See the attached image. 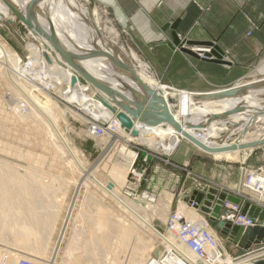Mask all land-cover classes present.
Segmentation results:
<instances>
[{
  "label": "rangeland",
  "instance_id": "rangeland-1",
  "mask_svg": "<svg viewBox=\"0 0 264 264\" xmlns=\"http://www.w3.org/2000/svg\"><path fill=\"white\" fill-rule=\"evenodd\" d=\"M87 1L88 3L91 2L90 0ZM93 6L94 7L90 9L92 20H96L100 17V23L103 26V28L100 29V34L109 39L107 42L108 45L115 49L126 61L129 63L132 62L138 71L143 70L151 75L155 81H162L163 79L158 76L152 65L141 56L133 41V34L118 23V20L111 13L108 6H102V11L99 10V8H95V5ZM81 8L84 10V14L88 12L85 6L81 5ZM7 20L8 19L5 17L3 20H0V42L6 45L11 52L16 54L15 56L19 59L18 63L13 64V68H16L15 66H23L29 61V51L25 47L26 44L29 41L35 44H38V42H36L34 37L32 38L28 34L26 28L19 24L17 19L11 20L10 23H8ZM250 24L252 29L247 32L248 36L252 34L253 30L258 29V25L254 22ZM107 29H111L112 31L107 32ZM184 39L185 38H182V40ZM138 63L141 64L139 65ZM38 66H36L37 72H39L38 68H40L41 65ZM1 67L2 65L0 64V161L8 162L12 167L18 168L17 173H21L20 175H24L26 172L24 169L25 166L31 167V173L39 175L42 181H47L51 177L61 180L60 178H62V175L64 176L63 178H65H62L64 186H61V188L63 187L65 190L57 188L56 194L48 192L47 201L42 197L40 198L41 200L37 199L36 201L37 203L40 201L38 203L40 205H44L46 202L51 205L56 202L53 208L59 204L61 206V213L55 224V229L51 234V241L48 244L47 253L45 254L47 260L43 256L47 262L42 264H60V262L65 259L64 252L68 241L72 239L71 237L73 236H76L75 240L81 244L78 245L81 250L77 249L72 256V258L78 256L79 264H128L129 259L133 256V248L136 240L133 238L128 241L125 240L123 230L119 231L118 229L116 232L111 233L108 243H105L106 245L104 242L94 244L91 235L90 237H88L89 235H85V233H91L88 229L89 222L95 217H100V215L97 214L94 204L96 199L102 202L107 208L111 209L113 213L119 215L120 218L125 219L127 223L132 226L134 225L133 227L140 233L142 238L151 243L153 248L157 251L155 253H161L160 256L164 259L165 255L162 250L163 245L158 238L151 236V234L142 227L138 228L139 226L133 223L124 211L117 207L111 199L94 185H78L81 183V173L65 166L62 158L59 160L58 157L55 159V157L51 156L54 147L50 140L51 137L47 136L43 122L32 119L26 120L25 117H23L22 120L16 118L15 115L18 113L22 116H28L30 108L24 103H18L20 100L19 95L13 90L8 77L2 72ZM237 75L238 74L235 73L232 74L230 79H238ZM261 78H264V54L258 56L254 62L246 67L245 72L241 74V78H239L240 80H238V82H254ZM38 80L40 79L36 80L34 75H26L25 79H20L19 76V81L24 83L26 89L29 92H33L37 99L44 100L48 97L57 102L62 110H65L66 122L60 120L58 122L59 127L64 132L71 146L76 149L78 156L84 161L86 167L93 168V170L96 168V175L102 180H106L110 177L109 171L112 175L114 174V177H119L123 174L124 184L121 190L122 194L132 201L142 200L147 207L145 210L146 213L152 218L154 226L162 233L174 231L176 225L173 221L175 218L191 221L195 220L196 217H207L202 214V212L199 213V209H196L194 206L190 207L189 197L192 193V188L191 186L187 187V184L190 185L194 181L195 183L204 182L206 186H214L221 191L232 192L228 194L234 195L235 191L239 190L245 193L241 189V185L245 180L247 171H264L263 162H259L254 166L248 164V160L253 156H264V149L261 147H253V150L252 148L239 150L237 158L225 159L223 157L216 158L218 155L207 154L185 140L180 141L174 149L167 153L147 147L133 140L128 141L127 148L134 152V156L129 159L126 155L127 153L122 151L120 146L126 138L125 136H122V140H112L111 134H108L110 132H107L106 135L101 138L98 136L89 137L88 133L90 131L88 129L92 124L100 123L107 127L108 122L99 119L96 120L92 115L86 114L80 110L77 104L65 99L57 91L51 89L48 85L42 84V82ZM172 81L173 83L185 84L193 88L206 85V81L201 79L196 73L190 78L184 73L178 77H174ZM83 82L84 80H81V83L85 85V82ZM15 105L19 106V108H16ZM229 124L231 125L229 129L211 132L202 131L201 133L205 136L208 135L209 139L218 143H228L233 139L239 140V133L233 130L237 128L238 125H233L231 122ZM109 128L110 127H108V130ZM249 132L252 136H257V134L258 136H260V134L264 135V121L260 119L255 121L249 129ZM48 142H50L49 145ZM249 150H252V152L246 156L243 151L248 153L250 152ZM257 151H259V153ZM199 154H205L206 157L203 155L200 156ZM132 164L134 165L135 169H133L135 172L141 174L139 183L133 180L135 176H139L130 171ZM214 164H216L217 167ZM12 171V173H15V170ZM0 173L7 175L4 172ZM130 173H133L134 177ZM59 174L61 176H59ZM205 176L208 178H205ZM65 180L67 181L65 182ZM12 188H14L16 192L15 197L13 199L8 197L3 200L7 216L3 218L0 213V257H3L1 261L8 264H13L12 260L16 257L17 259H15L14 264H17L20 258L29 259L30 257L27 255L18 256L15 253L23 250L14 231L20 224L25 222L24 214L26 206L22 198L18 197L21 194L19 193L17 184H14ZM63 195L65 196L63 197ZM89 196H94L93 200L95 198V202L89 201ZM19 203L22 204L21 207H17ZM180 203L186 205L185 211L189 210L185 213V215L187 214L186 216L178 213ZM17 208H20L21 212L16 213ZM192 208H194L195 211H192ZM49 210H52V207L49 208ZM48 216L50 218V215ZM4 219L8 227L3 226ZM80 224L83 226L81 227ZM210 224L214 227L212 222H210ZM76 228L77 230L75 232ZM82 229L83 231L85 230V232L81 231ZM79 232L84 234L82 235ZM85 236L90 238L89 241L91 242L92 240V242L85 244L86 242H84V240L86 241L87 239ZM218 238L220 244L217 246V250L219 249L220 256L222 257L225 254H229L234 256V259L238 262H240L242 258L244 259L247 250H254L263 245V243H253L248 249H245L219 235ZM82 242L84 245L83 250L87 248L85 251L81 248V246H83ZM86 251L87 254L85 253ZM83 252L85 254H82ZM143 256L144 255H141L140 258H143ZM210 258L214 259L212 256H210ZM202 259L208 262L209 256L204 254ZM177 263L179 262L177 261L175 264ZM216 263L218 264L217 261H213L211 264Z\"/></svg>",
  "mask_w": 264,
  "mask_h": 264
},
{
  "label": "bare ground",
  "instance_id": "bare-ground-1",
  "mask_svg": "<svg viewBox=\"0 0 264 264\" xmlns=\"http://www.w3.org/2000/svg\"><path fill=\"white\" fill-rule=\"evenodd\" d=\"M5 1L7 2V4H11L14 7L18 8L22 16H26L25 10L30 0H0V20H3L4 17L8 20L10 19V21L17 19L9 10V7ZM81 5L85 6L88 9V12L86 14H84L85 12L84 10H82ZM88 6L89 3L86 0H40L38 1L36 6V19L39 26L43 29L44 33L45 32L50 33V26H51L52 29L54 30L55 35L60 39L62 44L66 48L76 53L83 54L85 52L87 53L95 49H104L112 53H115L114 49L110 47L107 43L109 39L106 38L105 36H101L100 34V29L103 28V26L100 23L101 22L100 17L95 20V22L98 25V29L94 27L91 10L89 9ZM17 21L19 22V24L25 27L18 19ZM26 30L28 31V34L32 38L34 37L36 39V42H38V44H35L32 41H29L26 44L25 47L29 51L28 53L29 61L23 66L20 67L15 66L16 68H13L14 66L13 64L18 63L19 59L15 56L16 54L11 52V50L7 48L6 45L0 42V64L2 65L1 70L8 77L10 84L13 87V90H15V92L19 95L20 100L18 101V103H24L30 108L28 111V116L27 115L22 116L18 113L15 115L16 118H18V120L19 119L22 120V118L25 117L26 120L32 119L43 122L47 136L51 137L50 140L52 142V146L54 147L51 156L55 157V159L56 157H58L59 160L62 158L63 164H65V166L69 167L72 170H75L78 173H81L82 176L81 183H79L78 185L80 184L83 186L84 185L89 186L90 184H92L91 186L94 185L101 192H103L109 199H111L117 205V207H119L122 211H124L127 214V216L130 218V220H132L133 223L139 226L138 228L142 227L145 231L150 233L151 236H153L154 238H158L163 245L162 250L165 255V258L162 259V256H160L161 253H155L157 251L153 248L151 243L145 241V239L142 238L140 233H138L133 227L134 225L132 226L129 223H127L125 219L120 218L119 215L113 213L111 209L107 208L99 200L96 199L95 202L94 201L95 198L93 200L94 196L93 197L89 196L90 198L89 201L95 202L94 204L96 206L97 214L100 215L99 218L95 217L89 222L88 229L89 231H91V233L90 232H89L90 234L85 233V235L87 236L89 235L88 237H90L91 235V239H93L94 244H97L98 242L100 243L104 242V244L108 243L109 236L111 233L116 232L118 229L119 231L123 230V236L125 237L124 238L125 240L128 241L131 238L136 240L134 244V248L132 246L133 256L131 259H129L128 264H175L177 261L179 262L177 264H211L213 263V261H217L218 264H239V263L244 264V262L248 261L249 259H254L264 254V241L261 240L258 243H263V245H261L259 248L254 250H247L246 256L244 257V259L242 258L240 262L234 259V256L229 254L228 255L225 254L224 256L221 257L219 249L217 250V246L220 244L218 235L226 239L227 237H224L223 235L218 233L215 227H212L211 224H209L210 225L209 235L212 239L213 245H210L211 243H207V242L203 243L202 246L203 252H207L206 254L209 256V261L205 262L202 258L196 256L193 252L188 250L183 245L182 242L181 244L173 231L162 233L160 230H158L154 226L152 222V218L146 213L145 210L147 209V207L146 205H144L142 200L132 201L131 199H128L126 196L122 194L121 190L123 189V184H124L123 174L119 177L116 176L114 177V174L112 175L109 171L110 177L106 180H102L100 177H98V175H96L97 172L96 168L94 170L93 168L92 169L87 168L84 161H82L81 158L78 156L76 149L71 146L68 139L65 137L64 132L59 127L58 122L60 120L63 122L65 121V110L64 109L62 110L58 106L57 102L51 100L48 97L44 100L37 99V97L33 94V92H29L26 89L24 83L19 81V76L20 79L21 78L25 79L26 75H34L36 80L40 79L38 81H41L42 84L48 85L51 89L57 91L65 99L69 100L72 103L77 104L80 110H82L86 114L92 115L93 117L96 118V120L99 119L104 122L107 121L108 126L102 130L103 133L98 137L99 138L104 137V135H106L107 132H110L108 134H111L112 140L114 139L122 140V136H125L126 138L124 139L123 143H121L120 146H121V150L127 153L126 155L129 157V159H131L134 156V152L127 148V143L128 141L131 140L141 143L147 147L158 149L163 153L164 152L167 153L172 149H174L175 146H177L178 143L182 140H185L188 143L190 142L184 138L183 134L174 132L170 128L144 126L137 122L134 123L135 124L134 128L138 132L137 136L131 135L130 131L126 132L123 128H121L119 121L115 117V114L112 113V111L108 107L104 106L100 99L104 100V102H106V104H108L112 108L119 106V104L121 105L125 104L127 106H131V102H134L136 97L130 94L128 89L124 88L123 86V84H127L132 86L133 88H136V85L133 83L130 77H128L127 74H125L123 71H120L118 68H116V66L113 65V63L110 61V58L106 56L86 59L80 62V64L84 66L87 72L94 79H96L98 82L108 85L109 87L117 90L120 93L119 96H115L114 98L110 99L109 97H106L105 95L101 94L99 91L94 89L86 81H84L85 83L83 82L85 84L83 85L81 83V80L83 81L82 77L77 75L69 66H67L63 62V60L60 58L59 54L55 52L51 44L44 39V36H42L40 33L34 35L27 28ZM106 31L111 32L112 30L107 29ZM184 40L180 39L181 42ZM176 49L178 50V47H176ZM194 49H195L194 51H196L197 49H200V47ZM44 52L47 53L50 62L46 61L43 55ZM130 64H132V68L135 70V72L138 74L141 80L148 86L159 90H164L165 88L170 87L167 86L168 84L165 83L164 85L159 84V82L155 81L151 75H149L143 70L138 71L132 62ZM38 65H41L40 68H38L39 72L36 71V66ZM72 76H75L76 78L74 84L71 83ZM243 83L245 82H237L232 85H240ZM175 91H179L180 96L183 94H188L186 112L187 114L190 115L191 117L190 120L193 121L192 124H194V126L197 127L196 129L185 128L186 132H188L190 135H192L202 144L210 148H222V147L235 145V148L231 151H222V152L213 153V155H218L216 158L223 157L225 159L226 158L235 159L237 158V153L239 150H244L248 148H252L253 150V147L264 145L263 134H260V136H258V134L257 136H252V134L249 132V129L251 128V126L255 121H257L258 119L264 121V114L256 115L255 117L251 118V116L254 113V110L264 109V99L261 100L259 98L260 101L258 100V96L256 93L257 91L251 92V95L244 97L243 101H241L240 98L239 99L233 98V99H221L213 102H196L194 99H191L192 98V96L190 95L191 93H188L192 91H187L184 89H177ZM239 102L247 103L249 105L247 106L248 110H245L244 113L242 114L234 115L232 118H230L228 122H224L220 120L207 122L208 116L213 114L214 115L221 114L227 110H230L231 108L239 104ZM15 107L19 108V106L16 105ZM230 122L233 125L236 126L238 125V127L233 130L239 133V138H240L239 140L233 139L231 142L228 143L227 142L218 143L212 139H209L208 135L205 136L204 134L201 133L202 131L211 132V131H221L222 129H227V128L229 129L231 126L229 124ZM108 127H110L109 130ZM88 136L97 137L95 136V133L92 131L88 133ZM49 143L50 142H48V145ZM255 143H260V144L252 146ZM252 150H249L250 152L248 153H245V151H243V153L246 156H248L252 152ZM24 169L26 172L24 173V175H20L21 173L19 174L17 173L18 168L12 167L8 162L0 161V172H4L5 174H7V175H3L0 173V213L2 214L3 218L7 216L6 208L4 207L3 200L7 199L8 197L11 199L15 197L16 192L12 187L14 186V184H17L19 193L21 194L18 197L22 198L26 208L24 214L25 222L20 224L19 227L14 231L15 236L18 238V242L21 244L23 250L17 251L15 253L18 256L20 255L29 256L30 258L28 260L31 259L30 261L33 262V264L34 263L42 264L47 262L46 261L47 256L45 257V254L47 253L48 244L51 241V234L55 229V224L57 220L59 219L61 213V206L59 204L55 208H53L56 202L52 203L51 205L47 204V202L45 204L43 203L44 205H40L38 204L40 201L38 203L36 201L41 197L47 201L48 192L55 193L57 188L60 189L62 185L64 186L62 182V178L64 176L62 175V178H60L61 180L52 177L50 179L48 178L49 180H47L48 181L47 182V181H42L39 175H35V173H31V167L25 166ZM12 170H15V173H12L13 172ZM130 171H132L131 168ZM59 176L61 175L59 174ZM259 178L261 180L260 184L264 186V181H263L264 175L260 176ZM66 181L67 180H65V182ZM246 183L247 184L242 186L241 188L244 192L250 194L249 200L256 205L251 204L249 202L246 203H248L249 206H254V208L258 209L260 207L264 209V203L261 202V200L264 201V199L263 198L260 199L259 197H257L255 195L256 192H254L256 178L250 176V178L246 181ZM62 189L63 187L60 190ZM220 191L221 190H219V192ZM234 195H236L237 198L242 196L239 192H235ZM64 196L65 195H63V197ZM97 201H99L100 203ZM238 203L239 204L241 203L240 198ZM21 206L22 204L19 203V206L17 207H21ZM193 206L196 209H199L198 208L199 205L194 200H190V207ZM51 207L52 210H49V208ZM185 210H186V205L184 203H180L178 207V213L185 215V213L189 211V210L187 211ZM193 210L194 208H192V211ZM19 212H21L20 208H17L16 213ZM48 215H50V218ZM203 218L196 217L195 219L196 221L198 220L200 223L201 221L200 219ZM217 220H221L223 222H227L233 225L231 215L227 218L217 219ZM3 221H4L3 226L8 227V224L6 223L5 219ZM259 226H264V225L260 224ZM76 230L77 228L75 229V232ZM81 231H83V229ZM83 232H85V230ZM79 233H81L82 235L84 234L82 232ZM71 238L72 239L68 241L66 250L64 252L65 259L63 258L64 260L60 262V264H79L78 256H75L74 258H72V256L73 253L77 251V249H80V246L78 245L81 244H79V242L75 240L76 236H73ZM89 239L90 238H87L86 241L83 239L84 242H86L85 244L90 242ZM81 241H82V236H81ZM253 243L256 242L249 241L248 248ZM83 247L84 245L81 246L82 250ZM85 250H87V248ZM85 253L87 254V251ZM85 253L83 252L82 254ZM141 255H144L143 258H140ZM43 256L45 257L46 260L44 259ZM210 256L214 257V259H211ZM2 258L3 257H0V264H8L1 261ZM15 259L17 258L14 257L12 260L13 264L15 263ZM257 259L258 258H256L255 260Z\"/></svg>",
  "mask_w": 264,
  "mask_h": 264
},
{
  "label": "water",
  "instance_id": "water-1",
  "mask_svg": "<svg viewBox=\"0 0 264 264\" xmlns=\"http://www.w3.org/2000/svg\"><path fill=\"white\" fill-rule=\"evenodd\" d=\"M38 1L40 0H30L28 2L25 10L26 16H22L18 8L14 7L11 4H7L6 1L5 2L12 14L30 32H32V34L37 35L40 33L42 36H44V39L51 44V46L54 48L55 52L59 54L63 62L101 94L112 99L115 96H119L120 93L117 90L109 87L108 85L98 82L96 79H94L87 72L84 66L80 64L82 60L106 56L110 58V61L113 63V65L116 66V68L127 74V76L130 77V79L136 85V88H133L130 85L123 84L124 88L128 89L130 94L136 97L134 102H131V106L119 104V106L112 108L111 106L106 104L104 100L100 99L102 104L108 107L112 111V113L115 114V117L119 121L121 128H123L126 132L130 131L131 135L137 136L138 132L134 128V123L137 122L144 126L170 128L174 132L183 134L186 140H188L191 144L207 154H213L222 151H231L235 148V145L222 148H210L205 146L188 132H186L185 128H197L196 126H194V124H192L193 121L190 120L191 117L186 112L188 94H183L180 96L179 91H175L177 90V88L171 86L165 88L164 90H159L148 86L141 80V78L132 68V65L123 57H120V54L115 49V53L104 49H95L93 51L80 54L66 48L62 44L60 39L55 35L54 30L51 26L50 33H44L43 29L39 26L36 19V6ZM88 7L89 9H92L94 7L93 3L90 2ZM92 21L94 27L98 29V25L95 20L93 19ZM7 22L10 23L11 21L7 20ZM175 24L176 22L170 26H166L170 28V35L172 40L171 43L168 44V46L172 50H176V47H178L179 52L186 54L194 59L227 66L232 65L230 61L224 58V51L214 42H195L187 39L181 42L180 37L175 31ZM192 45H198L200 49L194 51L189 48ZM43 55L46 61L50 62L47 53L44 52ZM75 81V76H72L71 83L74 84ZM255 91H257L256 93L258 96V100L259 98L263 100L264 78H261L254 82L232 85L206 92L188 93H191V99H194L196 102H213L216 100L233 98H240V100L243 101L244 97L251 95V92ZM247 106H249L247 103L239 102V104H237L230 110H227L221 114H213L208 116L207 122H211L214 120L228 122L234 115L242 114L245 110H248ZM260 114H264V109L254 110L251 118ZM258 144L260 143H255L252 146ZM188 186H191L192 188V193L189 197V200H194L199 205V211L206 215L208 220L214 224V227L218 233H220L224 237H227L228 240L245 249L248 248L249 241H255L256 243L260 242L261 240L264 241V226L255 225L252 227H242L217 220V215L219 213L222 201L226 199L238 203L239 198L231 194H226V192L224 191L219 192L216 187L210 185L206 186L204 182L195 183L194 181L190 185L187 184V187ZM242 212L247 213V215L252 217H256L258 215V209L254 208V206H249L248 203L243 204ZM258 221L261 222L260 224L264 225V211H261L259 213ZM244 264H264V257Z\"/></svg>",
  "mask_w": 264,
  "mask_h": 264
},
{
  "label": "crops",
  "instance_id": "crops-1",
  "mask_svg": "<svg viewBox=\"0 0 264 264\" xmlns=\"http://www.w3.org/2000/svg\"><path fill=\"white\" fill-rule=\"evenodd\" d=\"M90 1L101 11L102 6H108L118 23L133 34V41L141 56L163 79L157 80L159 84L168 83L167 86L192 92L227 87L238 82L246 67L264 54V0ZM175 22L174 28L181 40L185 38L195 42H214L224 51V58L232 65L204 62L177 49L172 50L168 46L172 40L170 28L166 26ZM252 22L258 25V29L248 36ZM189 48L195 50L194 48L199 47L194 45ZM183 72L189 78L196 73L206 81V85L193 88L173 83L172 79L184 74ZM234 73L238 74V79L231 80ZM258 147L264 149V145L256 146ZM259 162L264 163V156H253L248 160V164L252 166ZM234 252L236 253L235 250Z\"/></svg>",
  "mask_w": 264,
  "mask_h": 264
},
{
  "label": "built area",
  "instance_id": "built-area-1",
  "mask_svg": "<svg viewBox=\"0 0 264 264\" xmlns=\"http://www.w3.org/2000/svg\"><path fill=\"white\" fill-rule=\"evenodd\" d=\"M92 124V126L88 129L90 132H94L95 136H100L103 132L102 130L104 128H106L105 125H102L100 123L98 124ZM134 162V161H133ZM134 168V165H131V169ZM135 169V168H134ZM132 170L133 173L137 174L139 177H134V174L130 173L131 175H133V180H135L137 183H139L140 178H141V174L135 172V170ZM264 172L261 171H254V170H250L247 171L246 176H245V182L243 181V184L241 185L244 186L246 185V181L251 177H255L256 178V183H255V187H254V192H256V196L259 197L260 199L263 198L264 199V186L262 184H260V176H263ZM264 181V178H263ZM242 189V188H241ZM226 192V191H225ZM235 192H239L242 196H240L239 198L241 199V203H235L229 200L224 199L220 205V211L219 214L217 215V219H223V218H227L231 215V219H232V224L236 225V226H242V227H252L255 225H260V223H258V215L261 211H264L263 208H258V215L256 217H249L247 215V213H243L242 212V207L243 204L246 202H249L251 204L252 201L249 200L250 198V194L248 193H243L239 191H235ZM226 193H232V192H226ZM256 202V201H255ZM261 202L264 203V201L261 200ZM256 205V204H254ZM177 217V216H176ZM203 218V217H202ZM200 223L199 221L195 219V221H185L182 220L180 218H175L174 222L176 225L175 229H174V234L178 237L179 241L183 243V245L190 250L191 252H193L196 256L202 258L204 254H206L207 252H203L202 246L203 243H211L210 245H213L212 243V239L209 235L210 232V223L208 218L205 217L203 219H200ZM208 221V222H207ZM186 222V224H185ZM264 254L256 257V258H263ZM254 259H249L248 261L244 262H252ZM17 264H33V262H31L30 260H28L27 258H20L18 260ZM243 264V263H242Z\"/></svg>",
  "mask_w": 264,
  "mask_h": 264
}]
</instances>
